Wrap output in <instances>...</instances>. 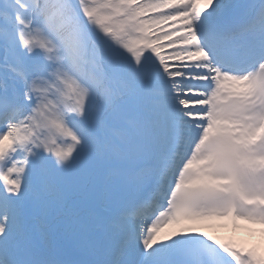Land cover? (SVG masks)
Masks as SVG:
<instances>
[{
  "label": "snow or ice",
  "instance_id": "1",
  "mask_svg": "<svg viewBox=\"0 0 264 264\" xmlns=\"http://www.w3.org/2000/svg\"><path fill=\"white\" fill-rule=\"evenodd\" d=\"M0 264H264V0H0Z\"/></svg>",
  "mask_w": 264,
  "mask_h": 264
},
{
  "label": "bare ground",
  "instance_id": "2",
  "mask_svg": "<svg viewBox=\"0 0 264 264\" xmlns=\"http://www.w3.org/2000/svg\"><path fill=\"white\" fill-rule=\"evenodd\" d=\"M247 228V227H245ZM219 231V235H220V239L222 240H225V241H228V240H235L237 242H245L248 244L249 241H252L253 243L255 244H260L261 243V237H260V234H259V231H255V234H249L248 232L244 231V238H237V237H228L225 232H224V229L223 228H219L218 229ZM243 232V230H242ZM246 235H249V237H247ZM251 235V236H250Z\"/></svg>",
  "mask_w": 264,
  "mask_h": 264
}]
</instances>
